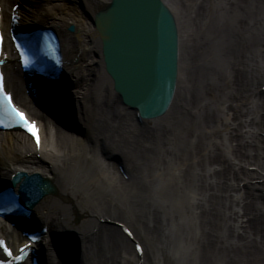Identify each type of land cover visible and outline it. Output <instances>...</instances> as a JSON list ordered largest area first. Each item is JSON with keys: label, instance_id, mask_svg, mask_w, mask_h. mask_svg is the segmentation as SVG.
Masks as SVG:
<instances>
[{"label": "bare ground", "instance_id": "bare-ground-1", "mask_svg": "<svg viewBox=\"0 0 264 264\" xmlns=\"http://www.w3.org/2000/svg\"><path fill=\"white\" fill-rule=\"evenodd\" d=\"M29 1L30 15L51 24L62 36L72 70L61 90L70 98L82 129L55 124L39 111L41 158L26 155L33 148L29 136L8 135L1 141L3 163L40 169L54 182L55 194L38 203V221L48 220L60 232L67 228L75 232V247L68 244L79 257L71 262L119 264L124 251L125 264H134L129 237L114 221L107 222L122 221L130 212L128 220L146 247L142 264H264V215L260 201L245 191V184L254 185L250 180L255 172L246 166H264V93L256 88L264 67V17L257 18L264 15V0H207L205 9L202 0H168L182 31V103L157 123V130L146 131V137L136 128L133 112L110 92L111 82L103 72L92 18L109 0H80L84 7L65 0ZM70 24L74 32L68 30ZM232 29L244 31L241 53ZM236 56L242 57L245 67L241 82L231 68ZM247 90L251 98L240 101ZM229 107L239 111L224 117ZM212 119L219 122L215 136L207 128ZM239 138L241 147L236 143ZM100 140L110 141L107 152L118 149L130 155L126 159L142 194L133 198L135 191L127 189L113 158L101 154ZM214 143L225 148L223 156ZM153 153L162 155L163 163L155 167L157 172L143 174L135 160L142 162ZM223 158L231 164L222 163ZM127 161L123 160L125 167ZM146 200L150 207L144 214L139 209ZM73 216L78 221L70 219ZM96 219L102 224L94 229ZM70 235L62 233L68 240Z\"/></svg>", "mask_w": 264, "mask_h": 264}, {"label": "snow or ice", "instance_id": "snow-or-ice-1", "mask_svg": "<svg viewBox=\"0 0 264 264\" xmlns=\"http://www.w3.org/2000/svg\"><path fill=\"white\" fill-rule=\"evenodd\" d=\"M2 39V37H0ZM19 47V45H18ZM25 63H28L27 58H25ZM0 100L7 101L8 107L12 114H14L15 118L18 122H22L23 126L36 138L37 145L40 144V136H39V129L36 127L34 121H30L26 114L18 109L15 104L12 103V98L10 93L6 90V86L4 83L3 74L0 73ZM2 122V121H0ZM0 244H4L3 241H0ZM139 247V245H137ZM6 248V245H5ZM9 255H11V250H8ZM19 258V257H18Z\"/></svg>", "mask_w": 264, "mask_h": 264}, {"label": "rangeland", "instance_id": "rangeland-1", "mask_svg": "<svg viewBox=\"0 0 264 264\" xmlns=\"http://www.w3.org/2000/svg\"><path fill=\"white\" fill-rule=\"evenodd\" d=\"M41 1H44L45 2V0H41ZM56 1H60V0H56ZM65 1H68V2H72V3H74V5H77V6H79V7H84L83 6V4H82V2L80 1V0H65ZM262 17H264V15H262V16H260V15H258L257 16V18H262ZM233 30V29H232ZM233 33H235L234 32V30H233ZM263 33V32H262ZM180 93H181V91H180ZM181 95L179 94V96H178V99H177V102H176V104L175 105H177L178 103H180L181 101ZM182 103V102H181ZM175 109H176V106L173 108V110L171 111V114L169 115V117L170 116H172V114H174V112H175ZM228 111V112H227ZM226 111V113H224V117H226L227 116V113H231L232 112V109L229 107V109ZM216 123V122H215ZM211 125V124H210ZM209 124H208V127L207 128H209V126H210ZM235 143V142H234ZM153 144L155 145V147L156 148H158V146L156 145V140L153 142ZM128 157H130V155L128 156ZM127 157V158H128ZM132 157V156H131ZM147 157V156H146ZM132 158H134V157H132ZM151 160H153V161H151ZM136 162H137V166L139 167V169H140V171H142L143 172V174H145V173H150L151 171L153 172V173H155V172H157L156 171V166L157 167H161V165H162V161H163V159H162V155H159V154H156V153H153V154H149L148 155V157L146 158V159H144V160H142V162L144 163V164H142V162H139V159H136L135 160ZM128 164H129V162H127ZM157 163H159V164H157ZM161 164V165H160ZM146 165V166H145ZM150 165V166H149ZM128 167H130V164L128 165ZM153 168V169H152ZM152 169V170H151ZM133 172V171H132ZM134 173V172H133ZM148 192H150V190H148ZM165 214L167 215V217H168V214L165 212ZM128 216H130V214H128ZM73 219V217H70V219ZM167 223L168 222H166V226H167Z\"/></svg>", "mask_w": 264, "mask_h": 264}, {"label": "water", "instance_id": "water-1", "mask_svg": "<svg viewBox=\"0 0 264 264\" xmlns=\"http://www.w3.org/2000/svg\"><path fill=\"white\" fill-rule=\"evenodd\" d=\"M122 0H117V2L115 3L114 5V8L112 9L113 12H115L119 17L122 16L123 14V11L121 12V9L122 7L120 6V3H121ZM127 1V0H126ZM109 8L110 6H108L106 9L96 13L95 17H94V21L96 20V22H100L101 23V26L102 24H104V19L106 16H109L108 15V11H109ZM125 12H128V11H125ZM130 13V12H129Z\"/></svg>", "mask_w": 264, "mask_h": 264}]
</instances>
